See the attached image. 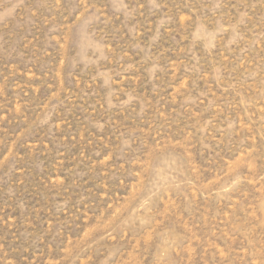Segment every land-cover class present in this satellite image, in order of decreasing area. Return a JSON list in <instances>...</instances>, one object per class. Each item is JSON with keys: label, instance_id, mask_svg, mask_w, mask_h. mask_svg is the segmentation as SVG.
Wrapping results in <instances>:
<instances>
[{"label": "rangeland", "instance_id": "rangeland-1", "mask_svg": "<svg viewBox=\"0 0 264 264\" xmlns=\"http://www.w3.org/2000/svg\"><path fill=\"white\" fill-rule=\"evenodd\" d=\"M0 264H264V0H0Z\"/></svg>", "mask_w": 264, "mask_h": 264}]
</instances>
